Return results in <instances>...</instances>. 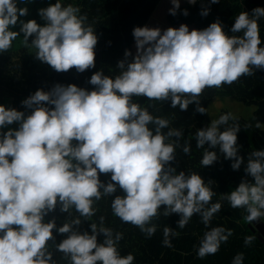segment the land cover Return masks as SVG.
<instances>
[{"label": "clouds", "instance_id": "1", "mask_svg": "<svg viewBox=\"0 0 264 264\" xmlns=\"http://www.w3.org/2000/svg\"><path fill=\"white\" fill-rule=\"evenodd\" d=\"M218 0H210L217 3ZM172 15L179 9L180 0H171ZM195 4L196 0H188ZM27 8H18L17 0H0V53L12 46L18 33L11 29ZM79 9L71 5L51 4L39 10L46 21L41 26L35 20L21 24L25 41L37 50L36 57L56 72L73 68L83 73L95 67V46L98 38L94 29L84 26L86 17L78 16ZM205 8L202 16H207ZM187 15V10H184ZM264 8L257 7L250 16L240 12L228 35L219 21L197 30L186 24L169 27H135L133 36L136 55L130 62L121 60L122 69L115 78L95 72L89 83L91 91L76 84H56L50 91L38 89L22 101L30 114L0 105V129L19 124L16 129L0 131V264H50L48 242L53 239L55 221L43 222L57 204L61 211L75 208L82 217L94 215L93 201L112 195L119 187L123 195L112 201L113 214L125 223L139 227L148 236L155 233L151 224L159 209L164 215L179 214L177 224L187 225L199 213L207 226L220 211L219 203L209 205L214 193L203 178L183 171L176 173L170 162L175 159V146L165 143L162 129L166 119L153 117L134 96L149 100H171L172 108L186 111L195 102L196 110H207L199 103L206 88L231 85L242 76L253 75V69H264V47H261L259 18ZM131 55L125 51V57ZM53 105L54 107H47ZM231 114L221 115L210 126L196 133L197 147L207 144L219 148L226 159H232L237 170L243 163L238 155V125L224 128ZM154 124L155 133L148 127ZM259 127V124L256 125ZM180 130L170 129L167 136H181ZM185 146L183 151L189 152ZM245 171L254 183L241 182L226 199L232 208H245L248 222L264 218V150L251 153ZM216 151H205L201 166L217 160ZM100 174H111L105 184ZM102 189V191H101ZM65 223L58 231L70 233L56 247L71 258V264H133L134 256L122 257L116 247L122 238L117 233L91 224L92 234L73 231ZM103 233V243L97 234ZM223 228L205 233L198 249L203 258L214 254L227 236ZM165 246H170L165 228ZM231 233L229 232L228 235ZM251 237L246 239L250 242ZM240 257L236 264H240Z\"/></svg>", "mask_w": 264, "mask_h": 264}, {"label": "trees", "instance_id": "2", "mask_svg": "<svg viewBox=\"0 0 264 264\" xmlns=\"http://www.w3.org/2000/svg\"><path fill=\"white\" fill-rule=\"evenodd\" d=\"M162 0H17L18 8H27V14L19 16L17 24L11 29L18 33L12 41V46L8 51L0 53V105L6 108H15L30 114L31 109L22 103L38 89L50 91L54 85L76 84L78 87L89 91L95 88L89 83L91 76L101 71L105 76L115 78L122 69L118 68V62L125 60L130 62L134 59L136 51L133 48L135 27H158L154 18H145L147 24L143 25V20L133 21L128 24V19L136 18L138 12L135 10L142 6V10L157 3L159 6ZM60 3L62 7L69 5L79 9L78 16L86 17L84 26H91L94 29L98 42L95 46V67L89 68L83 73L77 72L75 68L67 72H56L45 62L36 57V49L31 44L33 37L25 41L23 32H20L21 24L28 20H35L43 26L46 21L39 15V10L51 4ZM209 5V4H207ZM157 7L153 15L161 11ZM215 17L202 16L198 8L180 5L176 14L170 12L164 18L169 27L178 28L181 24L188 25L189 28L202 30L211 23L219 21L223 30L228 35H242V33H232L231 28L240 12H247L250 16L252 10L257 7L264 8V0H218L212 3ZM158 10V11H157ZM187 10V15H184ZM132 12V13H131ZM134 13V15H133ZM130 18V19H131ZM127 22V25H126ZM261 38V47H264V17L257 21ZM168 27V28H169ZM161 32L167 29L166 25L158 27ZM129 50L131 55L125 57V51ZM253 75L242 76L231 85L225 84L218 88H206L198 98L201 106L206 108L205 113L196 110L195 102L189 104L186 111L179 106L172 108L171 100L159 101L149 100L144 96H134L133 103L139 104L142 109H146L153 117L166 119L168 127L161 131L166 136L165 143L175 146V159L170 162L176 169V173L183 171L186 175L199 174L207 187L214 195L209 205L219 203L220 211L215 213L206 226L202 222L199 213L194 214L187 225L180 228L177 224L181 218L179 214L173 213L165 216L163 206L159 209V215L151 221L155 225L156 231L148 236L139 227L131 223L123 222L113 214L112 201L117 195H123L122 190H117L112 195H103L99 200L93 201L94 215L82 217L75 208L69 211H61L58 203L54 211L48 212L44 216L43 222L55 221L56 227L53 229V239L48 242V252L51 253L50 264H71V258L63 252L57 250V245L70 233H60L58 229L65 223L72 224L74 219L79 218V224H73L72 229L83 234H92L91 224L94 223L99 230L101 227L112 231L113 238L117 233L122 238L117 242L116 247L119 254L124 257L129 254L134 256L133 264H236V258L240 257V264H264V229L257 225L264 223V218L257 221L248 222V215L245 208H232L226 199L241 182L254 183V178L245 171L251 153L257 150H264V69H253ZM216 99H231L241 105L252 108L249 110L253 118H243L242 115L230 113L228 110L217 111L211 114L210 106ZM54 107L53 105H46ZM231 114L234 119H229L227 124L221 125L224 128L233 125L239 126L237 133L238 155L243 157L240 168H232V159H226L219 148H210L207 144L197 147L196 133L199 129L210 126L213 120L219 119L221 115ZM252 119V120H251ZM259 124V129L252 128L251 125ZM256 126V125H255ZM18 123L8 125L2 132L9 128L16 129ZM148 127L155 133V125ZM170 129L180 130L182 135L167 136ZM189 147V152L183 151L184 147ZM205 151H216L217 160L210 166H201V160ZM99 179L107 184L111 181V174H100ZM102 191V189H101ZM170 229L167 239L170 246H165V228ZM223 228L225 241H221L218 250L214 254L199 257L197 252L206 232L213 228ZM231 233L228 235V233ZM251 237L250 242L246 239ZM105 236L103 233L97 234V242L103 243Z\"/></svg>", "mask_w": 264, "mask_h": 264}, {"label": "rangeland", "instance_id": "3", "mask_svg": "<svg viewBox=\"0 0 264 264\" xmlns=\"http://www.w3.org/2000/svg\"><path fill=\"white\" fill-rule=\"evenodd\" d=\"M185 4L188 7H192V8H198L201 11H203L205 8L209 9V13L206 17H210L213 16L215 17V13H213V7H212V3H210V0H196L195 4H190L188 3V0H180V5ZM209 4V5H207ZM159 5L157 3L152 5V8L147 7L146 9H144V11L141 9L142 6L138 7L135 12H138L136 18H131V16L128 19V24H132L133 21H141L143 20V14L142 12H144V16L145 18H154L155 23L158 24V27H160V25H166V27H169V23L164 19L166 17V15L170 12L169 10L173 8V4L171 3V0H162L161 4H160V8L162 10H164L165 12L162 13L161 11H159L157 13L158 16L153 15L154 10L158 7ZM158 11V10H157ZM132 13V12H131ZM167 13V14H166ZM134 15V13H133ZM131 18V19H130ZM145 18L143 20V25L147 24L145 22ZM126 22V25H127ZM192 28H189V31H191ZM133 48L135 49V51L137 52L136 49V43L134 41L133 44ZM210 112L211 114H215L217 111H222V110H228L230 113L236 114V115H242L243 118H246V116H248V118H253L252 116V111L251 114H249V110L252 108L246 107L244 105L239 104L238 102H235L231 99H225V100H221V99H216L215 101H213V103L210 106ZM223 112V111H222ZM252 120V119H251ZM255 124V123H254ZM257 125V124H255ZM255 125H251L252 128L255 129H259L256 128Z\"/></svg>", "mask_w": 264, "mask_h": 264}, {"label": "water", "instance_id": "4", "mask_svg": "<svg viewBox=\"0 0 264 264\" xmlns=\"http://www.w3.org/2000/svg\"><path fill=\"white\" fill-rule=\"evenodd\" d=\"M259 226H261L264 229V223L263 222H260V224L257 225L258 228H259Z\"/></svg>", "mask_w": 264, "mask_h": 264}]
</instances>
